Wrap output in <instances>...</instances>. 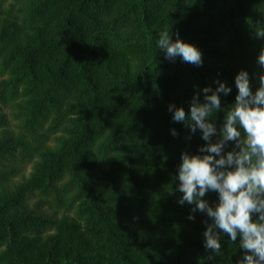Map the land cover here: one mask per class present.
Here are the masks:
<instances>
[{
    "label": "trees",
    "instance_id": "obj_1",
    "mask_svg": "<svg viewBox=\"0 0 264 264\" xmlns=\"http://www.w3.org/2000/svg\"><path fill=\"white\" fill-rule=\"evenodd\" d=\"M258 29L264 0H0V264H239L240 238L213 256L208 217L178 203L181 154L206 142L168 106L226 83L219 131L236 75L255 93L264 74ZM165 30L203 66L166 60Z\"/></svg>",
    "mask_w": 264,
    "mask_h": 264
},
{
    "label": "clouds",
    "instance_id": "obj_2",
    "mask_svg": "<svg viewBox=\"0 0 264 264\" xmlns=\"http://www.w3.org/2000/svg\"><path fill=\"white\" fill-rule=\"evenodd\" d=\"M172 35L167 30L158 33L157 44L164 51L165 59L175 62L180 58L183 63L202 67V52L183 42L178 32L173 42ZM254 36L264 39V30L258 29ZM257 65L264 70V48L259 52ZM257 77L259 87L253 93L249 73L241 70L236 75L238 94L235 103L224 110L226 114L219 131L211 121L213 114L222 111L221 94L228 96L232 91L226 83L216 80L215 90L210 86L200 90L196 86L189 102L190 114L175 104L168 106L173 122L183 123L189 130L186 139L191 140L199 130L206 142L198 149V155L188 151L181 154L176 179L177 191L183 195L178 203L194 205L192 213L205 214L211 221L204 222L203 236L204 247L213 256L220 255L221 233L229 236L232 243L239 237V248L244 251L239 264H264V74L258 73ZM171 134L177 136L178 132L173 129ZM214 136L218 137L215 143ZM229 142L234 147L225 155ZM209 192L218 194L214 207L205 199ZM254 215L258 216L255 222ZM188 219L194 220L195 216L189 215Z\"/></svg>",
    "mask_w": 264,
    "mask_h": 264
},
{
    "label": "rangeland",
    "instance_id": "obj_3",
    "mask_svg": "<svg viewBox=\"0 0 264 264\" xmlns=\"http://www.w3.org/2000/svg\"><path fill=\"white\" fill-rule=\"evenodd\" d=\"M8 1H11V0H8ZM16 170L22 171L23 172L22 174H25L26 176H28L31 170V164H29L26 161H16ZM35 201H36V198H33L31 200V202H35ZM46 209H48V211L53 210V209H50L49 207Z\"/></svg>",
    "mask_w": 264,
    "mask_h": 264
}]
</instances>
